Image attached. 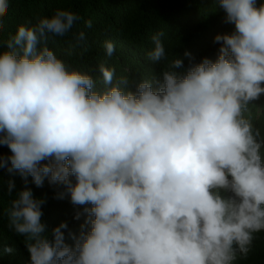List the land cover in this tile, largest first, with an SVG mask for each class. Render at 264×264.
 Segmentation results:
<instances>
[{
  "label": "clouds",
  "instance_id": "9594fccd",
  "mask_svg": "<svg viewBox=\"0 0 264 264\" xmlns=\"http://www.w3.org/2000/svg\"><path fill=\"white\" fill-rule=\"evenodd\" d=\"M232 30L213 60L171 58L162 31L147 58L158 75L135 80L98 65L99 78L50 49L81 17L57 9L0 42V169L25 187L6 209L31 264H234L264 231V137L249 105L264 96V0H214ZM9 0H0V33ZM217 11V8L215 12ZM91 28V20L84 22ZM73 35L85 46L87 35ZM111 57L115 46L104 44ZM183 70V71H180ZM61 185L83 206L46 236L45 198ZM15 188L8 181V194ZM11 253L12 248H4Z\"/></svg>",
  "mask_w": 264,
  "mask_h": 264
},
{
  "label": "trees",
  "instance_id": "16d2710c",
  "mask_svg": "<svg viewBox=\"0 0 264 264\" xmlns=\"http://www.w3.org/2000/svg\"><path fill=\"white\" fill-rule=\"evenodd\" d=\"M217 8V11L215 12ZM57 9L71 10L81 19L71 32L64 37H55L49 47L56 55L73 67L89 72L99 78L98 65L114 67L116 76L127 75L137 81L158 75L163 62L153 63L147 53L153 48L151 37L162 31L165 50L171 58L174 54L188 60L185 51L195 56L199 62L203 57L215 59L219 45L213 43L218 33L232 30V25L223 22V12L214 0H9V8L3 19L0 42L6 43L10 34H15L17 26L35 24L40 17H51ZM91 20L92 27L84 22ZM85 31V46H73V33ZM111 41L115 46L113 55H105L104 44ZM183 71V70H180ZM254 125L264 137V96L249 105ZM0 153L9 154L7 147H0ZM13 180L15 188L8 194V181ZM34 197L45 198L42 206V222L47 225L46 236L52 239V229L61 222H67L66 243L72 244L68 231L79 234L85 217H74L83 212V206H74L69 199H57L63 191L61 185H50L47 180L43 187H36L28 178ZM25 187L19 174H10L0 169V264H31L24 237L7 227L6 209L18 191ZM12 248L11 253L4 248ZM234 264H264V231L255 234V239L246 257L239 256Z\"/></svg>",
  "mask_w": 264,
  "mask_h": 264
}]
</instances>
